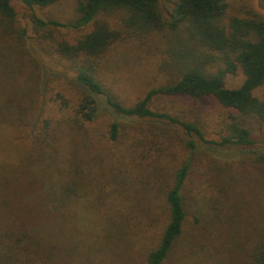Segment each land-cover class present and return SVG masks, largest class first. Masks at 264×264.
Listing matches in <instances>:
<instances>
[{
  "label": "rangeland",
  "instance_id": "374dc122",
  "mask_svg": "<svg viewBox=\"0 0 264 264\" xmlns=\"http://www.w3.org/2000/svg\"><path fill=\"white\" fill-rule=\"evenodd\" d=\"M11 1L17 11L16 25L26 28V45L42 67L24 60L21 75L6 68L2 77L9 78L8 95L21 102L29 118L40 115L51 119L62 148L80 166L87 194L79 201L93 206L91 212L79 214L93 227L80 234L71 264H145L147 252L158 244L168 221L165 190L188 151L177 139L155 141L154 124H171L118 114L103 97H99L100 113L94 121L75 123L74 108L84 86L76 80L71 61L54 46L61 39L75 42L97 21L122 30V38L99 59L97 74L125 105H133L151 88L178 77L181 63L175 60L173 48L184 46V39H174L168 27L145 34L127 32L122 11L101 12L81 29H51L54 39H46L34 29L32 13L44 20L68 23L77 16L79 0L33 8L21 0ZM172 6L168 1L162 4L165 20H170ZM255 12L264 17L260 0H228L227 17H253ZM218 66L211 64L208 69L214 71ZM31 71L38 74L36 84ZM243 78L238 70L227 77V86L237 87ZM256 93L264 99V85ZM58 94L67 100V107H60ZM151 107L189 120L199 119L206 138L215 141L225 133L229 115L237 113L213 96L159 95ZM115 120L120 122V133L112 140L109 128ZM248 124L256 140L251 150H264V122ZM173 129L181 136L182 129ZM7 132L5 129L4 134ZM199 144L185 193L194 212L190 217L199 214L201 219L198 223L188 221L185 236L167 264H246L249 251L264 233V166L251 159V150ZM196 206L201 208L199 213ZM109 220L110 236L106 228ZM91 244L96 248H90Z\"/></svg>",
  "mask_w": 264,
  "mask_h": 264
},
{
  "label": "trees",
  "instance_id": "16d2710c",
  "mask_svg": "<svg viewBox=\"0 0 264 264\" xmlns=\"http://www.w3.org/2000/svg\"><path fill=\"white\" fill-rule=\"evenodd\" d=\"M21 1L33 8L60 0ZM164 1L173 3L170 20H165L162 13ZM260 3L264 7V0ZM113 11L123 12V26L132 34L168 27L174 39H184V46L173 48L175 60L181 63L176 79L151 88L133 105H125L97 74L99 59L122 38V30L97 21L91 31L75 42L61 39L54 47L71 61L76 80L84 86L74 108L75 123L94 121L100 113L99 97H103L118 114L171 124H154L155 141L177 139L188 151L165 190L167 224L158 244L145 256V264H167L185 236L188 221L198 223L201 219L199 214L190 217L194 212L185 193L199 142L243 150L255 147L248 122H264V99L256 93L264 85V17L256 12L253 17H227L228 0H79L77 16L68 23L44 20L35 12L31 20L36 32L54 39L51 29H81L99 13ZM17 17L12 1L0 0V264H71L80 234L93 227L79 214L91 212L93 206L79 201L80 196L87 194L83 191L80 166L62 148L51 119L40 115L29 118L21 102L8 95L9 78L2 77L6 68L16 69L12 71L21 75L24 60L42 67L26 45V28L16 25ZM211 64L219 66L210 71ZM238 70L244 76L242 83L227 86V77ZM35 73L31 71L30 76H34L36 84ZM58 95L60 107H67V100ZM159 95L213 96L237 113L229 115L219 141L208 140L199 119L189 120L153 109L151 102ZM174 126L182 129L181 136L176 135ZM109 132L110 139H117L120 122L113 121ZM250 152L251 159L264 166V150ZM195 210L199 213L201 208L196 206ZM108 223L110 236L112 223ZM91 247L96 248L95 244ZM248 256L246 264H264V233Z\"/></svg>",
  "mask_w": 264,
  "mask_h": 264
}]
</instances>
